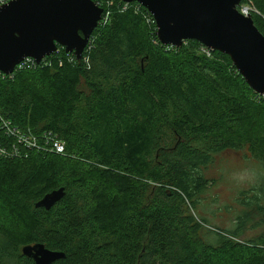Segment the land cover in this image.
<instances>
[{
  "label": "trees",
  "instance_id": "trees-1",
  "mask_svg": "<svg viewBox=\"0 0 264 264\" xmlns=\"http://www.w3.org/2000/svg\"><path fill=\"white\" fill-rule=\"evenodd\" d=\"M103 1L110 18L81 59L58 46L36 69L0 76V111L66 144L0 156V264H36L22 251L35 243L66 253L53 264H264V231L242 237L264 224V96L229 55L161 43L136 0ZM242 3L264 34V0ZM226 151L263 163L237 198V231L202 214L206 170ZM61 187L52 208L36 207Z\"/></svg>",
  "mask_w": 264,
  "mask_h": 264
},
{
  "label": "water",
  "instance_id": "water-1",
  "mask_svg": "<svg viewBox=\"0 0 264 264\" xmlns=\"http://www.w3.org/2000/svg\"><path fill=\"white\" fill-rule=\"evenodd\" d=\"M136 1L155 19L161 43L181 47L187 40H197L229 55L249 86L264 95V34L251 15L240 12L242 0ZM103 12L94 0H11L3 4L0 71L11 74L27 57L41 63L58 46L81 59ZM65 193L64 187L52 190L36 207L50 209ZM22 251L36 264H53L66 256L44 243L25 245Z\"/></svg>",
  "mask_w": 264,
  "mask_h": 264
},
{
  "label": "rangeland",
  "instance_id": "rangeland-1",
  "mask_svg": "<svg viewBox=\"0 0 264 264\" xmlns=\"http://www.w3.org/2000/svg\"><path fill=\"white\" fill-rule=\"evenodd\" d=\"M245 157L244 152L226 151L219 154L206 170V176L212 183L203 194L205 210L202 214L209 225L225 230H238L235 209L238 208L240 191L258 185L263 172L261 160L252 156L249 159ZM228 206L233 209L229 211ZM262 231L264 224L249 228L242 237L248 239Z\"/></svg>",
  "mask_w": 264,
  "mask_h": 264
},
{
  "label": "built area",
  "instance_id": "built-area-1",
  "mask_svg": "<svg viewBox=\"0 0 264 264\" xmlns=\"http://www.w3.org/2000/svg\"><path fill=\"white\" fill-rule=\"evenodd\" d=\"M11 0H0V6L9 2ZM99 6L103 7L105 3L103 0H94ZM107 10L104 8L102 19L99 22V25H104L108 22L111 14L110 6L112 5L111 1H107ZM240 12L245 15H251L252 13H259L252 5L249 3H241L238 7ZM154 19V18H153ZM155 23V19L153 20ZM157 29V28H156ZM94 37L89 39L87 45L88 50L91 47V42ZM170 47H175L169 45ZM207 55H211V49L206 47L203 49ZM85 51V50H84ZM75 55V54H74ZM76 57V55H75ZM46 58V57H45ZM45 58L42 62H45ZM77 58V57H76ZM41 62V63H42ZM39 63L36 62L32 57H27L21 63H19L15 70L11 74H4L0 71V76H11L18 71L36 69ZM259 94V93H258ZM260 96H264L259 94ZM36 151L37 153H46V152H56L58 154L66 153V144L65 141L60 139L59 136L55 135L53 132L44 131L39 134H35L30 129H24L13 123L0 111V156L8 159L13 158H26L29 156L30 152Z\"/></svg>",
  "mask_w": 264,
  "mask_h": 264
}]
</instances>
